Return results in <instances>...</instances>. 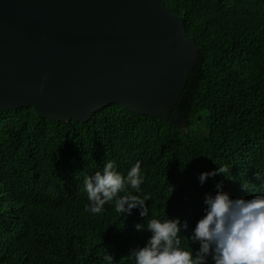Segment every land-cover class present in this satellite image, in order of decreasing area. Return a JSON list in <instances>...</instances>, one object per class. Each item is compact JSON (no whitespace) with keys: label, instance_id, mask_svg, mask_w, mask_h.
Segmentation results:
<instances>
[{"label":"trees","instance_id":"16d2710c","mask_svg":"<svg viewBox=\"0 0 264 264\" xmlns=\"http://www.w3.org/2000/svg\"><path fill=\"white\" fill-rule=\"evenodd\" d=\"M164 2L201 49L171 113L177 123L119 104L88 122L0 109V264H106L109 254L135 264L151 236L135 225L152 218L186 220L183 242L195 251L191 235L218 182L233 198L264 192V0ZM109 161L124 175L141 163L147 217L112 204L85 211L84 178ZM220 165L230 179L201 185L199 175Z\"/></svg>","mask_w":264,"mask_h":264},{"label":"water","instance_id":"95a60500","mask_svg":"<svg viewBox=\"0 0 264 264\" xmlns=\"http://www.w3.org/2000/svg\"><path fill=\"white\" fill-rule=\"evenodd\" d=\"M200 51L164 0H0V109L88 122L119 104L177 123Z\"/></svg>","mask_w":264,"mask_h":264},{"label":"clouds","instance_id":"9594fccd","mask_svg":"<svg viewBox=\"0 0 264 264\" xmlns=\"http://www.w3.org/2000/svg\"><path fill=\"white\" fill-rule=\"evenodd\" d=\"M43 88L42 84L41 91ZM228 172L226 165H220L201 173L198 179L201 185L220 174L230 179ZM143 183L140 162L124 175L114 161H109L102 172L84 178L89 201L85 211L100 214L105 205L112 204L117 213L131 215L139 209L140 216L147 217L149 197L142 195ZM216 188L214 195L206 196L205 214L191 235V241L199 243L198 249L194 251L183 242L181 233L189 227L186 220L182 223L180 218H152L146 225H135L138 231L151 233L146 245L132 253L135 264H264V192L245 199L233 198L223 190V182H218ZM104 260L113 264L114 258L109 254Z\"/></svg>","mask_w":264,"mask_h":264}]
</instances>
